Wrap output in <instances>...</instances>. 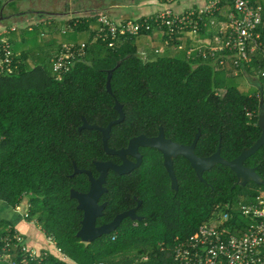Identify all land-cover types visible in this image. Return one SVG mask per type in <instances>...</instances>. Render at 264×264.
Masks as SVG:
<instances>
[{
  "label": "trees",
  "instance_id": "16d2710c",
  "mask_svg": "<svg viewBox=\"0 0 264 264\" xmlns=\"http://www.w3.org/2000/svg\"><path fill=\"white\" fill-rule=\"evenodd\" d=\"M250 1L264 4V0ZM227 10L225 2L215 18L206 21L208 27L201 23L196 43H222L219 32L225 28ZM65 30L73 38L69 42L85 45L86 55L75 56L61 78L51 62L58 51L31 53L26 35L9 36L15 70L0 75V200L16 210L28 198L25 219L53 238L74 264H173L170 255L176 240L189 239L221 212L231 211L236 222L241 218L238 203L254 200L264 186H240L236 175L223 165L205 172L204 183L180 156L174 162L176 192L169 186L162 154L140 148L144 162L139 169L121 177L110 171L108 205L98 224L128 210L134 196L143 199V220L125 219L110 235L83 243L77 237L83 212L70 194L71 190L88 192L90 180L86 174H74V163L94 177L98 176L94 162L120 163L119 157L105 152L99 130L79 131L83 118L106 128L119 118L118 102L125 120L112 127L110 148H126L140 135L156 137L163 127L166 138L182 145H191L200 132L196 155L209 157L220 148L221 156L231 161L261 136L258 90L247 94L231 83L242 73L236 75L230 64L220 65L198 51L189 54L193 45L186 36L188 29L168 35L153 26L135 37L119 38L114 47L97 37L92 22L72 21ZM260 68L263 64L253 62L245 71L257 76ZM109 71H113L112 94L107 91ZM257 78L259 87H264V79ZM245 166L256 168L264 180V146ZM148 174L160 181V190L149 183ZM16 232L0 216V254L1 240L14 242ZM12 252L21 255L15 247ZM41 264L68 263L50 253Z\"/></svg>",
  "mask_w": 264,
  "mask_h": 264
},
{
  "label": "built area",
  "instance_id": "2783aa9c",
  "mask_svg": "<svg viewBox=\"0 0 264 264\" xmlns=\"http://www.w3.org/2000/svg\"><path fill=\"white\" fill-rule=\"evenodd\" d=\"M178 1L159 0L162 3L159 11L137 20L118 22L109 16H101L96 35L109 47H114L119 38L135 37L144 29L157 26L166 30L168 35L188 29L186 36L195 41L201 23L208 27L206 21L214 19L222 4L227 2V22L219 32L222 43H197L189 54L198 51L203 58H211L220 65L230 64L236 74H247L246 67L251 68L253 62L260 63L263 68L257 71V77L264 79V4L256 5L250 0H204L202 6L179 12L171 7ZM16 32V27L0 30V75L14 73L15 53L9 36ZM85 55L84 44H63L52 58L53 72L61 78L63 72L69 71L75 56L82 58ZM257 93L264 105V87L259 88ZM258 193L254 200L246 204L238 203L241 218L236 222L231 211L221 212L211 222L202 224L189 239L176 240L170 255L173 264H264V190ZM1 241L4 245L0 264H41L50 253L65 263L74 264L50 237H46L47 248L41 250L29 246L18 232L14 235V242L6 238ZM14 247L20 251V257L12 252Z\"/></svg>",
  "mask_w": 264,
  "mask_h": 264
},
{
  "label": "water",
  "instance_id": "95a60500",
  "mask_svg": "<svg viewBox=\"0 0 264 264\" xmlns=\"http://www.w3.org/2000/svg\"><path fill=\"white\" fill-rule=\"evenodd\" d=\"M113 71H109L107 80V91L112 94L111 79ZM115 110L119 114L117 120L112 121L106 128L99 127L98 125H90L85 118H83V125L79 128V131L83 130H99L103 135V147L105 152L110 156H117L122 161L121 164H115L112 161L107 162H94L95 168L99 174L98 178H95L91 171L78 169L74 163V174H86L90 180V189L86 193H80L75 190H71L70 197L77 201V209L83 212V220L81 222V229L77 233V237L83 242L90 244L95 240L110 235L116 231L122 221L126 218L133 220H141L136 216V210L133 209L117 215L114 220L108 224L97 226V219L101 217L106 208V203L100 204V197L107 192L104 187L106 178L110 171L118 175H127L138 169L142 164L143 155L140 152V148H153L162 153L164 158V165L166 171L172 182V189L174 191L179 190V184L174 169V160L178 157L185 158L192 168L194 169L198 179L206 183L203 174L210 171L217 165H223L228 167L237 177L238 184L246 187L249 183H255L259 186H264V180L257 173L256 168H249L245 166V161L251 156L255 155L264 146V105L260 102V114L258 119V126L261 129V136L257 142L250 148L243 150L241 155L234 160L228 161L221 156V149L209 157H199L195 153L197 143L201 137V133L198 132L193 143L191 145H182L175 143L171 139L166 138L164 128L160 127L159 135L156 137H147L140 135L132 138L126 148L115 150L109 147L108 142L112 127L120 124L125 120V113L120 103L116 102ZM131 156L137 160L132 162L128 159Z\"/></svg>",
  "mask_w": 264,
  "mask_h": 264
},
{
  "label": "crops",
  "instance_id": "0c3cea01",
  "mask_svg": "<svg viewBox=\"0 0 264 264\" xmlns=\"http://www.w3.org/2000/svg\"><path fill=\"white\" fill-rule=\"evenodd\" d=\"M160 4L159 0H0V30L16 27L18 33L21 31L27 36L41 25L49 29L54 24V27L63 28L72 21L92 22V28L97 30L101 16H109L118 22L137 20L159 11ZM203 4L204 0H179L173 7L182 12L185 8H197ZM187 39L190 46L197 44L193 39ZM242 76L255 90L260 88L256 75ZM26 211L27 204H21L16 210L7 207L0 211V216L12 223L29 246L39 250L47 248L45 234L35 222L25 219Z\"/></svg>",
  "mask_w": 264,
  "mask_h": 264
},
{
  "label": "rangeland",
  "instance_id": "374dc122",
  "mask_svg": "<svg viewBox=\"0 0 264 264\" xmlns=\"http://www.w3.org/2000/svg\"><path fill=\"white\" fill-rule=\"evenodd\" d=\"M174 8L173 6H171ZM187 9V8H185ZM65 25L62 27H59L57 25L54 29H49L48 27H45V25H41L40 27L36 28L33 32H31L29 35H27V46L30 49L31 53H38L45 54L44 52L48 50H53L54 52H57L59 50V45L63 43H71L73 38L69 39L68 36L69 33L65 30ZM18 33V32H16ZM21 36H24V32H19ZM71 41V42H69ZM63 42V43H62ZM160 46H163L165 44L160 43ZM40 47V48H39ZM194 47V46H193ZM39 48V49H38ZM37 49V50H36ZM190 50H188L189 52ZM36 57V56H35ZM38 63L41 62V60H37ZM231 83H233L235 86H237L241 91L247 94L254 93L255 88L251 86V83L248 81L247 78L243 76H238L235 79L231 80ZM28 198L24 199L23 204H27ZM8 205L0 200V211L3 212L7 209Z\"/></svg>",
  "mask_w": 264,
  "mask_h": 264
},
{
  "label": "flooded vegetation",
  "instance_id": "af4514ba",
  "mask_svg": "<svg viewBox=\"0 0 264 264\" xmlns=\"http://www.w3.org/2000/svg\"><path fill=\"white\" fill-rule=\"evenodd\" d=\"M161 153V152H160ZM162 154V153H161ZM128 159L130 160V161H132V162H137V160L135 159V158H133V157H131V156H129L128 157ZM162 161H163V165H164V158H163V155H162ZM143 162H144V158H143V160H142V164L140 165V167L143 165ZM174 162H175V160H174ZM122 163V161L120 160V163H115V164H121ZM139 167V168H140ZM138 168V169H139ZM164 168H165V165H164ZM174 169H175V167H174ZM135 170H137V169H135ZM134 170V171H135ZM165 170H166V168H165ZM133 171V172H134ZM133 172H131V173H133ZM167 172V171H166ZM130 173V174H131ZM110 172H109V174H108V177L110 176ZM116 174V173H115ZM116 175H118V174H116ZM127 175H129V174H127ZM167 175H168V177H169V174H168V172H167ZM98 176H99V174H98ZM98 176L97 177H95V178H98ZM118 176H124V175H118ZM108 177L106 178V183L104 184V187L107 189V192L106 193H104L101 197H100V200H99V203L100 204H104V203H106V207H107V205H108V201L106 200V194L108 193V188H107V186H106V184H107V179H108ZM148 177L150 178L149 180H150V182L149 183H151L153 186H154V188L155 189H161V188H159L158 186H159V183L158 182H160V181H156V178H155V176L154 175H152V174H148ZM169 180H170V183H169V186L172 188V182H171V179H170V177H169ZM179 184V183H178ZM166 185H167V183H166ZM80 193H84V192H80ZM86 193V192H85ZM131 205V207L128 209V210H126V211H124V212H127V211H130V210H133V209H137L136 210V216L137 217H140L141 218V220H133V219H131V218H126V219H130L131 221H134V222H140V221H142L143 220V216L140 214V210H141V207L143 206V199H139L137 196H134V203L133 204H130ZM106 209V208H105ZM104 212H105V210H104ZM124 212H121V213H124ZM121 213H119V214H121ZM119 214H117V215H119ZM103 215H104V213H103ZM102 215V216H103ZM116 215V216H117ZM101 216V217H102ZM115 216V217H116ZM101 217H99L98 219H97V226H101V225H104V224H108V223H110V222H112L113 220H114V218H113V220H111V221H109V222H103L102 224H98V220L101 218ZM125 220V219H124ZM123 220V221H124ZM123 221H122V223H123ZM121 223V224H122ZM121 224H120V226H121ZM119 226V227H120Z\"/></svg>",
  "mask_w": 264,
  "mask_h": 264
}]
</instances>
